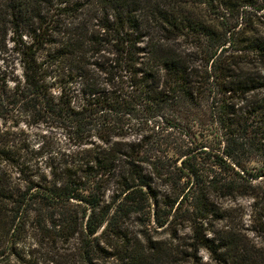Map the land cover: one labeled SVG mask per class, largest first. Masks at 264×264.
Returning <instances> with one entry per match:
<instances>
[{
    "label": "trees",
    "instance_id": "16d2710c",
    "mask_svg": "<svg viewBox=\"0 0 264 264\" xmlns=\"http://www.w3.org/2000/svg\"><path fill=\"white\" fill-rule=\"evenodd\" d=\"M0 123V264H264V0H0Z\"/></svg>",
    "mask_w": 264,
    "mask_h": 264
},
{
    "label": "rangeland",
    "instance_id": "374dc122",
    "mask_svg": "<svg viewBox=\"0 0 264 264\" xmlns=\"http://www.w3.org/2000/svg\"><path fill=\"white\" fill-rule=\"evenodd\" d=\"M19 73V71H18ZM9 124L6 125L8 127ZM19 129H21L25 136H28L29 140L31 141V144L37 145L39 143L40 137L44 136V140L47 142V144L50 145H57L59 141H63V136L59 131H51L47 130L43 127H33V126H26L23 123H20ZM0 130L3 131V125L0 123ZM250 167H257V163L254 162L250 165ZM259 184L264 183L263 181H258ZM256 181V183H258ZM219 205L221 208V211H227L224 213V215L229 216L227 220L232 221L233 224L237 228H240L242 226V223L244 226L250 225V217H251V201L247 198H237L235 200H220ZM231 215V216H230ZM227 218V217H226ZM232 218V219H231ZM151 235L154 236V238H163L165 239L166 234L162 232L161 229L157 230V233L150 232ZM179 234L182 236H188L189 232L187 228H180ZM259 239V237L257 238ZM259 241H264L260 239ZM20 247H22L23 251H30L31 256L24 257L21 260H12L11 264H48L47 259L49 255L47 254L48 250L43 247L40 248L38 245L34 243L33 240L27 239L25 242L20 244ZM201 257L206 260L207 255L205 252H200Z\"/></svg>",
    "mask_w": 264,
    "mask_h": 264
}]
</instances>
